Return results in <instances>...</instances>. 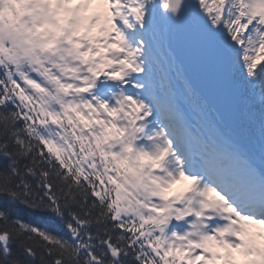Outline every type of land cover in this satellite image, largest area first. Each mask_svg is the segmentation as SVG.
<instances>
[{"label":"snow or ice","instance_id":"obj_1","mask_svg":"<svg viewBox=\"0 0 264 264\" xmlns=\"http://www.w3.org/2000/svg\"><path fill=\"white\" fill-rule=\"evenodd\" d=\"M0 264H264V0H0Z\"/></svg>","mask_w":264,"mask_h":264}]
</instances>
